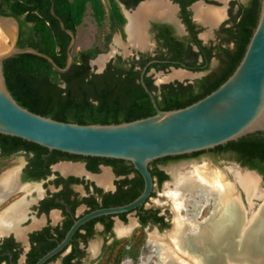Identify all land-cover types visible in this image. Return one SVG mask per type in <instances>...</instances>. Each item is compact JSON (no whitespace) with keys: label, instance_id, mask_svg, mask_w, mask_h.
Masks as SVG:
<instances>
[{"label":"trees","instance_id":"trees-1","mask_svg":"<svg viewBox=\"0 0 264 264\" xmlns=\"http://www.w3.org/2000/svg\"><path fill=\"white\" fill-rule=\"evenodd\" d=\"M91 6L93 18L100 24L105 17L100 0H0V15L12 16L19 22V37L17 47H31L48 55L57 66L64 68L66 64V48L69 36L59 26V22L51 15L59 17L64 27L76 34L81 24L86 5ZM109 13L110 39L112 32L121 30L125 21L115 3H111ZM260 0H251L249 5L240 6V20L232 27L223 31L228 33L216 47V54H212V47L201 46L196 38L197 32L188 20V26L195 45L199 51L194 52L191 60L169 61L167 64H151L147 66L143 81L148 90L153 93L156 105L161 111H170L187 107L204 98L234 72L240 63L252 32L257 24ZM233 44L230 48L228 45ZM100 53L99 48L81 51L74 56L71 68L64 74L53 70L44 59L31 54H20L3 62L2 70L6 87L16 103L27 111L36 115L51 118L52 120L75 123L79 125H109L131 122L153 116L155 109L149 95L143 89L140 75L148 62L145 60L122 61L120 58L110 60L101 74H95L90 66L91 60ZM202 60L197 62V56ZM212 57L219 60L220 67L193 83H169L160 87L157 93L151 80L146 77L150 69L162 70L168 66L184 69L191 72L208 70ZM183 64V65H182ZM18 152L33 155L32 160L38 164L43 156L50 158V163L60 160L87 161V169L97 171V165H114L120 170L117 175L125 176L117 182V191L106 196L102 205L89 197L92 210L106 207L123 206L136 199L143 190V180L128 162L120 160L77 157L57 151H48L45 148L28 143L18 138L0 135V158L6 159ZM215 154H233L235 160L249 170H255L264 180V133H256L230 142L211 150ZM204 152L195 153L196 157ZM188 156L164 158L149 165L151 176L158 185L167 180L166 174L159 169L169 161L187 158ZM131 178H128V177ZM68 182L81 183L78 179L69 178ZM99 192L98 190H96ZM58 196V194L56 195ZM153 196V193H152ZM142 225L151 223L165 227L164 218L159 216L157 209L144 210L143 206L135 210ZM109 217H101L109 231L112 224ZM120 218L125 220V214ZM99 218L90 222L98 221ZM118 242L115 241L114 245ZM0 255L9 252L10 244L6 243ZM51 245L49 248H51ZM1 260V257H0Z\"/></svg>","mask_w":264,"mask_h":264},{"label":"water","instance_id":"water-1","mask_svg":"<svg viewBox=\"0 0 264 264\" xmlns=\"http://www.w3.org/2000/svg\"><path fill=\"white\" fill-rule=\"evenodd\" d=\"M50 13L59 22L60 29L70 38L64 68H60L48 55L34 48L17 47L19 22L12 16L0 15V28L8 37L7 42H0V135L18 138L48 151L71 156L128 162L141 176L143 190L128 204L94 210L76 220L64 239L36 264H43L59 253L86 222L102 216L121 214H127V218H130L134 216L137 208L142 206L147 208L156 184L149 170L152 162L181 156L188 157L169 162L192 161L199 155L196 157L190 155L199 152H204L200 155L212 157L217 154L210 151L217 147L236 142L248 135L264 133V0H260L257 24L240 63L216 90L187 107L161 111L156 105L153 93L143 81L147 66L154 63L153 61L143 68L140 82L149 95L155 114L131 122L109 125H79L55 121L27 111L10 95L2 70L5 60L20 54H31L46 60L59 74L66 73L74 62L72 51L76 35L64 27L59 17L54 14L53 7ZM202 25L208 27L210 35L216 26ZM106 60L101 67L96 65L97 69L93 71L95 74L104 71ZM92 64L91 61V67ZM169 69L189 74V77L183 79L185 82L176 80L184 84L192 83L204 76L203 72H191L183 67ZM152 70L155 71L151 69L150 72ZM59 164H77L85 171L84 165L80 162L64 161ZM101 169L108 170L112 175L108 167L102 166ZM242 170L256 174L261 184L264 183L262 176L255 170L248 168ZM163 171L168 172L167 169ZM88 174L94 175L89 172ZM115 221L120 220L117 217Z\"/></svg>","mask_w":264,"mask_h":264},{"label":"flooded vegetation","instance_id":"flooded-vegetation-1","mask_svg":"<svg viewBox=\"0 0 264 264\" xmlns=\"http://www.w3.org/2000/svg\"><path fill=\"white\" fill-rule=\"evenodd\" d=\"M250 1L251 0H248L244 4L237 0H106L107 7H105L104 2L100 0L105 14L104 18L107 20V33L103 37V45L106 47L112 35L116 32H120L123 34V38L126 37L128 48H126L122 56H116L114 59L120 58L122 61L147 59L148 62L146 66L153 61L154 63L152 64H167L169 61L191 60L193 58V53L198 52L199 48L195 45L192 38L187 23L189 20L193 25V30L197 32L196 38L200 41L201 46L205 48L212 47V54L214 55L216 54V47L221 45L220 43L224 39L228 38V33L223 30L232 27L233 24L240 20V15L235 17L240 11V6L246 7L249 5ZM112 2L116 4V8L120 11L125 23L121 30L112 32L110 39L106 41V37L111 32L109 13L112 10ZM150 2L155 3L157 10L155 9L152 15L145 17L144 34L146 43L143 47H138V45L130 44L127 27L129 26L130 16ZM88 5L89 4H87L86 7ZM167 10L171 11V13L168 14ZM196 10H210L220 13V17L213 21L212 24L207 23L216 25L213 27L214 29L211 35L208 34V27L202 25L206 24V22L202 21V19L197 16ZM202 29L207 31L205 35L200 36ZM209 36H212V42H205L201 38L203 37L205 39ZM116 43L117 45H121L119 38L116 40ZM228 46L232 48L233 44H229ZM201 60L202 56L198 55L197 62L200 63ZM212 61H216V66L213 69L210 67ZM180 67L183 66L180 65ZM219 67V60L216 57H212L208 70L202 72L204 76H206L210 72L218 70ZM169 68H171V66L163 68L162 71H167ZM149 72L146 73V77L152 81L151 84L157 89L156 92L158 93L160 87L165 83H161L160 85L154 84L153 79L149 76ZM18 154L23 155V163L18 170L16 188L13 189V191L10 190L8 193H5L4 198L0 201V204L7 203L0 211V223L4 222L1 215L7 209L11 208L16 211L12 214L13 218L10 219L9 223H5L4 226L3 224H1L2 226L0 225V251L5 248V245H7L6 243L10 244L8 245L10 251L0 255V264H36L45 254L53 250L64 239L66 233L76 220L94 211L89 206L91 205L89 203L91 200L85 201L86 199L93 197L94 201H96L99 206L102 205L106 196L108 197L110 194H114L117 191V182L125 178V176L116 174L120 168L114 165H104V163H100L97 165V171L92 172L87 169V161L83 160L71 159L50 163V158L48 156H43L41 161L36 164L32 160L33 155L30 153H16V155ZM16 155L2 160H7ZM64 161L80 162L84 165L85 171L81 169L82 172L80 174L64 175L56 168L60 165V162ZM102 166L108 167L112 173L111 175L107 170L111 179L106 186L99 184L93 178L103 173L101 169ZM88 172L94 175H90ZM71 177L78 179L81 183L68 182V179ZM128 178L131 177L129 176ZM36 183H42V185ZM31 184L36 185L32 187L30 186ZM49 185H52L51 190L48 188ZM75 189H81L80 193ZM18 191H23L25 195L13 202H7V199ZM32 193H36V199H31ZM57 194L58 196H56ZM102 208L103 207L98 209ZM143 208L144 210L154 209ZM133 215L135 216V220H132V228L121 235L116 233L115 227L113 230V226L117 224L127 226L129 223L124 224L127 221V214H125V220H122L120 215L102 216V218L109 217L107 220L111 221L112 226L109 231L107 230L105 221L100 219L101 217H98V221L90 222L94 220L92 219L86 222L75 232L68 245L43 264H85L87 262L90 264H101L100 260L102 255L109 253L117 246V244L114 245L115 241L118 242V239L126 238L130 235L136 225H138L141 232L144 231L147 225H152L151 223L142 225L137 212L134 211ZM158 215L161 216L159 213ZM117 217L120 221L115 222V218ZM155 226L160 230L162 229L160 224ZM97 231H100L104 238H106V235L112 237V242L109 245L102 246L101 250L98 242L89 245L90 240L94 238ZM113 237H115V239ZM129 240L130 238H128V241ZM51 245L53 246L49 248ZM88 251L92 254V257L99 254L101 255L97 260L85 261L83 259ZM109 264L124 263L123 261H118L117 263L112 261V263Z\"/></svg>","mask_w":264,"mask_h":264},{"label":"bare ground","instance_id":"bare-ground-1","mask_svg":"<svg viewBox=\"0 0 264 264\" xmlns=\"http://www.w3.org/2000/svg\"><path fill=\"white\" fill-rule=\"evenodd\" d=\"M155 9V3L150 2L130 16L127 27L130 44L145 45L144 19ZM196 13L206 24L220 17L217 11L196 10ZM7 40L0 28V42ZM105 60L106 57H100L95 64L101 67ZM189 76L173 70L163 80L170 82ZM56 168L64 175L82 172L77 164H60ZM18 170L14 168L0 177V201L5 193L16 188ZM229 170L234 181L227 178L225 171L213 170L207 164L185 171L170 170L172 182L166 185V196L174 215L173 228L163 236L150 233L148 242L154 254L145 252L141 264H264V188L256 174ZM93 178L105 186L111 179L107 170ZM185 204H190L191 209H186ZM205 208H209V214L199 221L197 217ZM182 210L185 216L181 215ZM14 212L7 209L1 215L4 222L0 225L9 223ZM132 222L127 226L117 224L116 233L124 234L132 228Z\"/></svg>","mask_w":264,"mask_h":264},{"label":"rangeland","instance_id":"rangeland-1","mask_svg":"<svg viewBox=\"0 0 264 264\" xmlns=\"http://www.w3.org/2000/svg\"><path fill=\"white\" fill-rule=\"evenodd\" d=\"M102 1L104 2V6L107 7L106 0H102ZM237 1L245 4L248 0H237ZM206 31L207 30L202 29V31L200 32V36L205 35ZM106 33H107L106 18H104V20L100 24H97V22L93 18L92 10L90 6L88 5L85 9L81 24L77 27L76 42H75L72 53L74 56H76L77 53L81 51L90 50L96 47L99 48L100 53L97 55L95 59L91 60L93 63L91 67L93 71H96L97 66H98V65L96 66V64L100 57H103L104 59L105 57H108V60H106L108 63L111 59H114V57L122 56L123 53L126 51V48H128L127 39L126 37L123 38V34H121L120 32L114 33L110 39L109 44L106 47H104L103 37ZM118 38L121 42V45H117L116 43V40ZM201 38L205 42H212L211 40L212 36L206 37L205 39L203 37ZM111 53L112 55H110ZM95 61H96V64H95ZM215 66H216V61H212L210 67L213 69L215 68ZM171 72L172 71L170 69H168L167 71H162V70L153 71L152 70L149 73V76H151V78L153 79L154 84L160 85L161 83H164L163 79L167 75L171 74ZM172 82L175 83L176 80L170 81L169 83H172ZM183 82H185V80H183ZM22 163H23L22 154H18L7 160L0 159V177L3 176V174H5L6 172L14 168L21 167ZM204 164L209 165V167L213 170L219 169V170L225 171V173L227 174V178L231 181H234V178L229 169L233 168L239 171H244L242 169H245V167H242L235 160L233 154H230V153H225V154H220V155L217 154L212 157L199 155L195 160H192V161L168 162L165 165H159V169H161L162 171L164 169H167L169 170V173L168 172L165 173L167 176L166 181L162 182V184L160 185H158L157 183L155 184V187L153 190V196L147 208L157 209L159 211V214L164 218L166 226L160 230L155 225H147L144 228V231L141 232L139 230L138 225H136L130 235H128L126 238L118 239L119 241L117 243V246L114 247L109 253L107 254L105 253L104 255H102V258L100 260L101 264H105V263L109 264V263H112V261H114L115 263H117L118 261H123L124 264H141L142 256L144 252L152 254L153 248L148 243L150 233L157 232L161 236H163L165 233H169L170 231H172V228H173L174 215L172 212L171 202L168 200L166 196V192H167L166 185L172 182L170 170L176 169V170L185 171L193 166H201ZM248 173H251V172H248ZM36 184L42 185V183H36ZM36 184H31L30 186L33 187ZM262 185H263L262 187L264 188V183H262ZM48 188L51 190L52 185H49ZM75 190L79 193L81 191V189H75ZM23 195H25L23 191H18L17 193L12 195L10 198H8L7 202H13L19 199L20 197H22ZM241 195L243 197V194ZM36 198H37L36 193H32L31 199H36ZM6 205L7 203L0 204V211L2 210L3 206H6ZM184 207L189 210L191 209L190 204H185ZM208 214H209V208H205L201 210L197 219L199 221H202L203 219L207 217ZM181 215L185 216L186 212L182 210ZM188 216H191V215L189 214ZM131 220H135V216L127 218V221L124 224L130 223ZM114 227L115 225L113 226V230H114ZM105 237L106 238L102 236L100 231H97V234L94 236V238L90 240L89 245L98 242L100 250H101L102 246L109 245L112 242L111 236L106 235ZM113 238L115 239V237ZM128 238H130L129 241H128ZM100 255L101 254L96 255L95 257H92V254L88 251L83 260L85 261L97 260L100 257ZM156 259L157 257L155 255L154 260ZM85 264H90V263L87 262Z\"/></svg>","mask_w":264,"mask_h":264}]
</instances>
